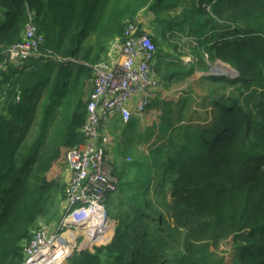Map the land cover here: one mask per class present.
<instances>
[{
  "label": "trees",
  "instance_id": "obj_1",
  "mask_svg": "<svg viewBox=\"0 0 264 264\" xmlns=\"http://www.w3.org/2000/svg\"><path fill=\"white\" fill-rule=\"evenodd\" d=\"M142 11L161 93L140 117L109 126L131 159L113 165L114 233L70 264H264V0H0V54L21 40L29 14L43 37L33 57L0 56V264H20L32 232L61 217L92 67ZM181 37L237 75H201L193 82L207 87L190 97L186 81L209 68L202 55L187 65V52L161 50ZM145 113L160 121L142 130Z\"/></svg>",
  "mask_w": 264,
  "mask_h": 264
},
{
  "label": "built area",
  "instance_id": "obj_2",
  "mask_svg": "<svg viewBox=\"0 0 264 264\" xmlns=\"http://www.w3.org/2000/svg\"><path fill=\"white\" fill-rule=\"evenodd\" d=\"M42 43L43 37L29 14L21 40L3 51L9 61L18 63L35 56ZM117 51L118 55L109 53L105 61L92 67V91L80 130L83 142L67 154L62 215L51 225L40 224L32 232L22 245L20 264H64L74 252L91 251L107 244L102 239L111 221L104 202L117 185L107 154L110 145L106 147L110 139L109 126L115 119L124 126L140 117L160 87L156 74L157 50L148 32L142 31L137 23L129 25ZM224 66L214 64V68L220 67L221 71L226 70ZM236 75L233 72L230 78Z\"/></svg>",
  "mask_w": 264,
  "mask_h": 264
},
{
  "label": "rangeland",
  "instance_id": "obj_3",
  "mask_svg": "<svg viewBox=\"0 0 264 264\" xmlns=\"http://www.w3.org/2000/svg\"><path fill=\"white\" fill-rule=\"evenodd\" d=\"M144 11L141 12V15H142V18H147L149 22H147V24L149 25V23H151L152 25V18L151 16L147 17L146 14H143ZM141 15L138 17V18H141ZM141 27V25H140ZM142 28V27H141ZM138 34H140V31L138 32ZM170 37V35L168 36V38ZM187 38V37H186ZM185 37H181L179 39V42H177V40H173L172 42L174 43L173 45H165V44H161V50L164 52V53H168L167 50H170L169 53H174L173 52V49L174 46H176L178 48V50L175 52V55L177 54H182V53H188V55L184 58L185 61L184 63H190V62H193L195 63L196 61H198V59L196 57H194L193 55H189V54H195V55H202L203 58H204V64L208 66L209 69H204V70H200V71H197L196 70V74L193 75L190 79H188L186 81L185 84L188 85L187 89L188 91L190 90V92L188 94H190V97H193L194 94L197 92V93H200L202 92L207 86H206V82L203 83V85L200 86V84L198 85V82H193L194 80L198 81L199 77L202 75L201 73H214V74H223L225 75L226 77L230 78L233 74V70L229 68V66H224L226 70H223L221 71V68L220 67H216L214 68V64L215 63H211L209 60H208V57L206 56V54H203V52L201 53V50L202 48L198 46V49L193 48L192 44H191V40H189L188 38L186 39ZM182 42L185 43L186 45H188L189 48H185L184 50H182L181 48L183 47L182 45ZM181 46V47H180ZM189 65V64H187ZM208 70V71H206ZM185 86H182V89L184 88ZM225 95H227L228 93L232 92L230 91V89H226V90H223L222 91ZM160 93H161V89L159 90V93L158 94V97L160 96ZM176 92H171L170 95H175ZM181 95L180 97H182L183 95L182 94H179ZM158 97H155L158 98ZM154 99V100H155ZM161 100H159V103H160V106L163 107V104H161ZM155 108V106H154ZM155 109L152 108L151 111H153ZM139 123H140V128L142 130H145V129H148V128H151L153 125H157L160 121V114L159 113H156L155 117L154 118H151L150 116H146V113H145V116L143 115L142 118H139ZM113 128L114 130H118V127L116 125H114V123L110 126V129ZM110 136V135H109ZM113 136V135H112ZM113 138H111V145H110V159H111V165L113 167V165L116 166V168L120 171L121 169H123L124 167H129L130 165H128L127 163H129L131 161L130 157L126 158V155H128V152L130 153L129 149L126 148L124 145H122V147H118V141H119V138H117V140H115V137L116 136H113ZM141 151H145V149H143L140 144L138 145L137 147V151H136V154H141L142 152ZM133 165V163H132ZM114 171V169H113ZM64 174V172H63ZM115 174V172H114ZM115 176L117 177V175L115 174ZM64 176H63V181H64ZM110 196L112 195H109L108 198L106 199V201L104 202V205L106 207V211H108V207H109V199H110ZM112 230H110V226H109V230L107 231L106 235L104 236V238L102 239V241H108V237H112L113 236V232H114V227L112 225ZM101 243V241H99ZM79 255V252H74V255ZM76 257V256H75ZM74 260V258H70L69 261L66 262L67 263H71V261Z\"/></svg>",
  "mask_w": 264,
  "mask_h": 264
},
{
  "label": "crops",
  "instance_id": "obj_4",
  "mask_svg": "<svg viewBox=\"0 0 264 264\" xmlns=\"http://www.w3.org/2000/svg\"><path fill=\"white\" fill-rule=\"evenodd\" d=\"M144 14V13H143ZM141 15V13L138 15V17ZM138 17H137V19H138ZM147 17H149L148 15H147ZM138 22H139V24L141 25V29H143V30H145V31H147L150 35H152V33H153V26L151 25V23H149V25L147 24V22H149L148 21V19L147 18H142V15H141V18L140 19H138ZM108 52L109 53H112V55L113 56H115V55H118V51H117V44L115 43V41H113L111 44H110V47H109V49H108ZM157 96H158V94H157ZM156 96V97H157ZM142 118V117H141ZM113 123H115V122H113ZM116 140V139H115ZM112 231H113V229H112ZM114 233V232H113ZM76 256V255H75ZM75 256H73V257H71V258H74ZM70 260V258L67 260V261H69ZM66 261V262H67ZM66 262L64 263V264H66Z\"/></svg>",
  "mask_w": 264,
  "mask_h": 264
},
{
  "label": "bare ground",
  "instance_id": "obj_5",
  "mask_svg": "<svg viewBox=\"0 0 264 264\" xmlns=\"http://www.w3.org/2000/svg\"><path fill=\"white\" fill-rule=\"evenodd\" d=\"M142 31H144L145 33L147 32V31H145V30H143V29H141ZM156 55H157V51H156ZM0 56H5V52L4 51H1V54H0ZM206 56H207V54H206ZM158 57V56H157ZM202 59H204V58H202ZM218 61V60H217ZM157 62H158V60H157ZM156 74H157V72H156ZM156 97V96H155ZM155 97L152 99V101L155 99ZM108 145H111V138L109 139V141H108V144H107V149H108ZM107 154L108 155H110V151L109 150H107Z\"/></svg>",
  "mask_w": 264,
  "mask_h": 264
},
{
  "label": "water",
  "instance_id": "obj_6",
  "mask_svg": "<svg viewBox=\"0 0 264 264\" xmlns=\"http://www.w3.org/2000/svg\"><path fill=\"white\" fill-rule=\"evenodd\" d=\"M217 63H219V61L217 62ZM231 68V67H230ZM232 69V68H231ZM233 70V69H232ZM235 71V70H234ZM83 250H81V251H79V253H81Z\"/></svg>",
  "mask_w": 264,
  "mask_h": 264
},
{
  "label": "clouds",
  "instance_id": "obj_7",
  "mask_svg": "<svg viewBox=\"0 0 264 264\" xmlns=\"http://www.w3.org/2000/svg\"><path fill=\"white\" fill-rule=\"evenodd\" d=\"M224 64V63H223ZM224 65H226L227 66V64H224ZM229 68H230V66H229ZM80 254V253H79Z\"/></svg>",
  "mask_w": 264,
  "mask_h": 264
}]
</instances>
